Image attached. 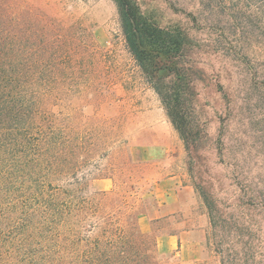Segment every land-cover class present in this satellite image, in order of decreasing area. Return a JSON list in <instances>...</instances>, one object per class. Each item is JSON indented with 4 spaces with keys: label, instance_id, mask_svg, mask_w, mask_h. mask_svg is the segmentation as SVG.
<instances>
[{
    "label": "rangeland",
    "instance_id": "1",
    "mask_svg": "<svg viewBox=\"0 0 264 264\" xmlns=\"http://www.w3.org/2000/svg\"><path fill=\"white\" fill-rule=\"evenodd\" d=\"M133 1L159 26L189 39L185 61L198 78L196 121L208 134L202 172L215 184L223 212L219 226L226 221L232 227L231 258L264 264V0ZM9 3L12 12L38 15L39 29L47 25L77 62L71 98L56 101L52 111L106 149L102 159L92 154L99 161L85 167L88 192L113 195L96 221L121 227L135 222L139 232L156 239L160 264H220L182 141L126 49L115 2ZM173 175L174 192H155L157 183ZM176 198L182 206L171 213L175 207L165 205ZM235 220L245 225L236 227Z\"/></svg>",
    "mask_w": 264,
    "mask_h": 264
},
{
    "label": "trees",
    "instance_id": "2",
    "mask_svg": "<svg viewBox=\"0 0 264 264\" xmlns=\"http://www.w3.org/2000/svg\"><path fill=\"white\" fill-rule=\"evenodd\" d=\"M113 1L126 49L182 141L220 264H239L237 254L230 255L232 227L226 221L219 226L223 212L215 184L202 172L208 134L196 121L198 78L185 61L189 39L159 26L133 0ZM9 4L0 0V264H160L156 239L139 232L135 222L121 227L96 221L113 195L90 194L85 167L106 149L52 111L56 101L71 98L73 52L57 45L47 25L39 29L38 15L27 18Z\"/></svg>",
    "mask_w": 264,
    "mask_h": 264
},
{
    "label": "crops",
    "instance_id": "3",
    "mask_svg": "<svg viewBox=\"0 0 264 264\" xmlns=\"http://www.w3.org/2000/svg\"><path fill=\"white\" fill-rule=\"evenodd\" d=\"M177 181H178V179H177V177L176 176H171V177H169V178H167L166 180H163V181H161V182H159V183H157L156 184V186H155V192H160V189H161V192L164 194V195H168V194H171L172 193V191L174 190L173 189V187H176V185H177ZM184 188H189V187H187V186H184ZM174 192V191H173ZM157 193V198H160L161 196H162V194L160 195V194H158ZM163 195V196H164ZM177 202H181L180 200L178 201V198H176L174 201L173 200H171L169 203H167L166 205H165V207H175L172 211H171V213H173V212H175L176 211V209H178L179 207H181L182 205H180V204H178Z\"/></svg>",
    "mask_w": 264,
    "mask_h": 264
}]
</instances>
